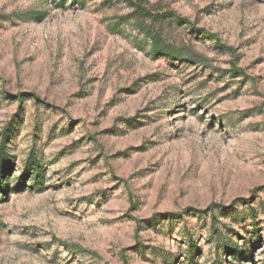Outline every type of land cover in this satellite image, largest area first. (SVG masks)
I'll list each match as a JSON object with an SVG mask.
<instances>
[{"label": "rangeland", "instance_id": "374dc122", "mask_svg": "<svg viewBox=\"0 0 264 264\" xmlns=\"http://www.w3.org/2000/svg\"><path fill=\"white\" fill-rule=\"evenodd\" d=\"M143 1L190 62L120 0H0V264H264V0Z\"/></svg>", "mask_w": 264, "mask_h": 264}, {"label": "trees", "instance_id": "16d2710c", "mask_svg": "<svg viewBox=\"0 0 264 264\" xmlns=\"http://www.w3.org/2000/svg\"><path fill=\"white\" fill-rule=\"evenodd\" d=\"M60 6H63L66 0H57ZM130 9L128 17L123 18L124 22L133 21L134 29L139 32L143 38L149 43L150 55L153 58L164 57L172 61H188L193 59L192 56L184 53L179 48H175L164 40V32L171 23L187 24L185 19L179 18L170 12H161L160 10L150 9L146 7L143 0H120ZM192 32L197 33L199 30L191 29ZM204 32H202L203 34ZM206 37V36H205ZM216 48L222 50L225 48L231 52L230 48H226L215 42ZM234 71V70H233ZM234 73L238 74L237 71ZM11 125L4 129L0 136V200L5 196V190L10 186L11 169L13 168L14 158L8 152L7 143L9 140V132ZM44 167L42 160L39 158L35 149H32L24 161V171L17 182L23 185L25 181H31L33 188L42 191ZM210 213L211 219H214V206H210L206 210L197 211L196 213ZM215 233V231H213Z\"/></svg>", "mask_w": 264, "mask_h": 264}]
</instances>
